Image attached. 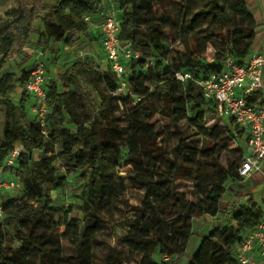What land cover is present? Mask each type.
<instances>
[{"label": "trees", "instance_id": "16d2710c", "mask_svg": "<svg viewBox=\"0 0 264 264\" xmlns=\"http://www.w3.org/2000/svg\"><path fill=\"white\" fill-rule=\"evenodd\" d=\"M49 1L39 7L18 0L6 20L0 16V111L5 118L0 165L17 145L24 149L4 175L5 179H18L23 195L2 193L0 264H92L91 237H82L78 231L73 236L74 225L69 220L77 225L81 221L70 213L77 209L101 226V212L124 195L126 184L123 177L117 180L115 173L125 167L129 168L125 173L128 185L143 189L145 199L140 206L127 205L134 214L122 220L126 232L117 237L106 264H179L193 235L194 220L205 216L221 219L203 236L189 264H240L235 248L259 227L264 207L253 202L245 183L234 191L232 204L223 201L226 186L237 177L240 164L229 161L222 165L217 147L208 141L201 155L189 141L193 131L183 129L181 123L188 120L196 135L219 133L227 147L237 142L242 161V134L233 132L221 118V123L207 126L208 119L218 118L217 105L204 99L199 82L220 74L226 56L243 65L253 53L258 24L246 0H202L196 7L192 0H114L122 44L139 50L145 59L154 58L149 68H145V59L126 63L129 85L143 100L134 104L130 98L112 97L117 83L110 68L94 69L78 60L68 65L61 83L46 81V131L52 139L46 142L32 112L34 98L26 91L33 67L19 74L7 72V60L15 50L26 52L36 33L34 52L46 53V69L52 66L57 45L72 46L79 36H91L102 2ZM169 3L180 11L173 12ZM86 16L92 17L90 22ZM37 20L39 28H35ZM175 30V43L181 48L168 42L167 32ZM213 41L215 50L209 59L206 51ZM30 54L35 62L33 52ZM178 72L191 75V79L181 83L175 76ZM82 82L98 92L101 104ZM153 97L161 102L157 111L149 102ZM156 113L170 125L171 152L159 140ZM117 115L126 124L119 123ZM35 152L41 154L38 159ZM57 159L81 171V205H70L68 210L54 205L51 195L64 181L55 165ZM181 178L193 180L189 197L178 190ZM62 226L64 234L59 233ZM157 252L166 259L157 261Z\"/></svg>", "mask_w": 264, "mask_h": 264}, {"label": "built area", "instance_id": "2783aa9c", "mask_svg": "<svg viewBox=\"0 0 264 264\" xmlns=\"http://www.w3.org/2000/svg\"><path fill=\"white\" fill-rule=\"evenodd\" d=\"M103 21L99 28V40L108 67L116 78L117 87L110 94L119 100L130 98L134 104L143 100L136 95L129 85L130 72L126 63L145 59L139 50L124 46L119 34L121 22L116 11L100 14ZM91 16L85 20L90 22ZM46 53L37 51L35 62L26 83V91L34 98L32 112L42 129L44 140L52 141L46 131L48 115L47 93L45 89L47 69ZM154 64V58L145 59V68ZM168 64V61H167ZM104 70V69H102ZM264 53L253 52L245 64H238L228 55L224 60L222 72L199 82L203 97L208 102L217 105L218 117L226 122L233 132L241 133L245 138V154L238 167V175L232 183H245L258 174H264ZM176 79L186 83L191 75L178 72ZM234 145L238 146L235 142ZM17 145L6 160L0 165V217L2 216V193H11L20 188L18 179L11 176L4 178L6 169L15 164L23 151ZM264 207V201L263 205ZM236 257L240 264H264V214L259 227L247 234L235 248Z\"/></svg>", "mask_w": 264, "mask_h": 264}, {"label": "rangeland", "instance_id": "374dc122", "mask_svg": "<svg viewBox=\"0 0 264 264\" xmlns=\"http://www.w3.org/2000/svg\"><path fill=\"white\" fill-rule=\"evenodd\" d=\"M24 1L28 2L30 5H37L39 7L51 3L49 0H24ZM175 1H179V0H175ZM191 4L193 7H196L199 4L202 5L203 1L192 0ZM17 5H18V0H0V16L6 20L7 12L16 8ZM100 6H101L100 13L102 14L103 13L108 14L116 11V4L114 0H102ZM169 7L176 14L180 11L179 7L174 4L169 3ZM158 12L162 13L163 7L159 6ZM102 21H103V17L96 21L95 26L100 25ZM39 27H40V21L37 20L35 21V28H39ZM98 31H100L98 27H92L90 37L87 38L84 36H79L75 41V43L72 46L68 47L66 50L58 49V45H57L58 50L52 53V57H53L52 66H49L47 68L46 81L49 82L51 80H55L58 83H61L68 65L74 64L78 60L84 61L94 69L96 68L105 69V64L102 60L103 55H102L100 41L98 37H96ZM176 33H177L176 30L173 32H167V39L171 45H175L174 47L181 48L183 47L182 45L178 46L175 43ZM37 38L38 35L36 33L33 34V43L30 46V49L32 50L34 56L36 54L34 51L36 50L35 44ZM215 44L216 42L213 41L211 42V45H209L207 48L206 57H208L209 59H212L213 57ZM27 53L30 54L31 52L15 50L7 60V66L5 68V71L7 72L14 71L18 74L23 69L26 71H30V69L33 67L34 62L32 61L31 58L32 56H30L31 54L29 55ZM53 65H57V68H55L54 70H53ZM82 86L85 90L91 91L100 104L102 103V100L98 92L95 91L89 84H87L86 82H82ZM149 102L155 107L156 111L161 106V102L158 100L157 97H153L152 99H150ZM117 117L119 123L126 124L124 118H121L119 115H117ZM217 121L218 123H221L219 117L214 120L208 119L207 126L212 127L215 123H217ZM4 123H5L4 114L1 112L0 113V143L2 142V136L4 133ZM154 123L157 127V130L161 131V136L159 137V140H161L162 143L166 146L167 151L171 152L174 147V144L169 135L170 125L168 121L165 118H163L161 115L156 113L154 117ZM181 126L183 129L187 131H193V134L190 136L189 141L193 143L194 146H196L198 152L201 155L203 154L202 149L204 143L205 141H208L217 147V150L219 151L218 160L222 165L225 166L229 161L235 162L236 166L240 164L241 158L237 153L238 146L232 145L231 147H227L224 141V137H222L219 133H216L213 136L196 135L193 130L194 128L193 124H191L188 120H184L181 123ZM69 129L72 132L75 131V129L72 126H69ZM57 151H60L59 147H57ZM206 154L209 155L208 157L212 158L210 156L212 155V153L208 152ZM40 155H41L40 152H35L36 159H38ZM200 160L203 163L206 162L205 157H200ZM55 165L58 168L59 174L64 176V181L61 182L60 188L58 190L51 192L54 205L58 207H64L67 210L69 209L70 205H74V206L81 205L82 191H81V184L79 181V175L81 174V171L78 169L75 170L70 169L69 167H67V164L60 159L55 160ZM160 166L162 168L165 167L163 162L160 163ZM128 170L129 168L125 167L117 170L115 173V178L117 180H120V178L123 177V183L126 184V188L124 190L123 196H121L117 201H115L113 205H111L106 210L101 212L100 218H101V222L103 223L101 226L95 224L93 220L87 219L85 215L79 213L77 209H74V211L70 213V217H77L78 220L81 221V224L77 225L75 222L69 220V224L73 223L74 225L73 236H75V232L78 231L82 237L85 236L91 237L92 264H106V258L112 253V248L117 245V237L125 234L126 232V229L122 226V220L128 216L132 217L134 214L133 211H131L127 205L129 204L133 206H140L143 200L145 199V191L143 189H137L133 186L128 185L127 179L125 178L126 177L125 173ZM226 187H227V192L223 196V201H232L233 199L231 193H233V191L238 189V185L229 182ZM178 190L185 193L186 196L189 197L193 191V180L191 178L179 179ZM11 194L17 197H21L23 195V192L17 189L15 191H12ZM206 217L207 216L194 220L191 246L189 247L186 254L180 259L179 264H186L189 258L191 256L192 257L194 256L193 243L195 239L200 237L199 235L202 233V229L200 225H204L205 222L208 221L206 220ZM58 218L59 217H57V220ZM198 220H200L201 222H199ZM54 223L55 220H52L51 225H53ZM59 233L60 234L65 233V228L63 226L60 227ZM63 243L66 247H69V243L67 240H64ZM124 251L126 255H129V251L126 248H124ZM130 258H133V256ZM155 259L157 261H161L163 259H166V257L160 256L157 252L155 255ZM35 260L37 261L38 259L36 258Z\"/></svg>", "mask_w": 264, "mask_h": 264}, {"label": "crops", "instance_id": "0c3cea01", "mask_svg": "<svg viewBox=\"0 0 264 264\" xmlns=\"http://www.w3.org/2000/svg\"><path fill=\"white\" fill-rule=\"evenodd\" d=\"M249 9L252 11L257 24H258V28H257V35H256V40H255V47L253 52H262L264 53V0H246ZM94 27H97L94 25ZM68 47L70 46H66V45H58V49L61 50H66ZM102 50V48H101ZM25 51L28 52H32V50L30 48H25ZM102 55H103V62L105 64V69L108 67V62L105 59V55L102 51ZM57 68V65H53V70ZM263 81H264V74H263ZM232 184H241V183H232ZM245 190H248L251 192V199L253 200L254 203L258 204V205H263V201H264V174H258L256 176H254L252 179L248 180L245 182ZM232 196V201H225L228 202L229 204H232L234 202V191L233 193H231ZM249 198H247L245 201H247ZM245 201H243V203H245ZM221 219V216L218 217H211V216H207L206 220H208L207 222H205L204 225H200L201 229H202V233L199 235L200 237L195 239L194 243H193V251L194 254L197 252L200 244L202 243L203 240V236L205 234H208L215 226L216 222L218 220ZM199 222H201L200 220H198ZM235 225V223L233 224ZM193 237V236H192ZM192 237L189 240L188 246H187V251L189 249V247L191 246V242H192ZM186 251V252H187ZM193 254V255H194ZM192 256L189 258L188 262L186 264H189L190 260H191Z\"/></svg>", "mask_w": 264, "mask_h": 264}]
</instances>
